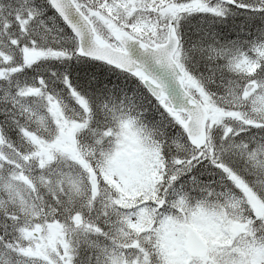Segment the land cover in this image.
Segmentation results:
<instances>
[{"label": "snow or ice", "instance_id": "6c2138e0", "mask_svg": "<svg viewBox=\"0 0 264 264\" xmlns=\"http://www.w3.org/2000/svg\"><path fill=\"white\" fill-rule=\"evenodd\" d=\"M0 264H264V0H0Z\"/></svg>", "mask_w": 264, "mask_h": 264}]
</instances>
